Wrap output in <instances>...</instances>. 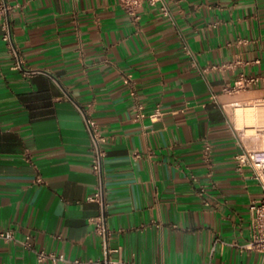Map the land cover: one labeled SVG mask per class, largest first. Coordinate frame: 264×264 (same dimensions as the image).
<instances>
[{"label": "crops", "instance_id": "obj_1", "mask_svg": "<svg viewBox=\"0 0 264 264\" xmlns=\"http://www.w3.org/2000/svg\"><path fill=\"white\" fill-rule=\"evenodd\" d=\"M12 3L14 41L35 74L12 70L0 29V231L34 240L0 241V264L104 259L88 222L100 209L86 202L96 178L79 109L108 138L113 260L261 264L241 247L264 183L238 171L237 156L264 149V0H164L170 17L145 3L137 23L120 0ZM242 74L258 80L224 93ZM40 251L65 260L39 262Z\"/></svg>", "mask_w": 264, "mask_h": 264}, {"label": "built area", "instance_id": "obj_2", "mask_svg": "<svg viewBox=\"0 0 264 264\" xmlns=\"http://www.w3.org/2000/svg\"><path fill=\"white\" fill-rule=\"evenodd\" d=\"M149 4L152 7L158 6L160 3H164V0H120L121 9L134 21L138 22L140 20V9L145 4ZM14 4L12 0H0V29L3 31V41L13 58L14 64L12 70L19 71L25 76H32L35 72L27 71L25 68V62L21 56L19 47L16 45L13 37V25H12V15L14 12ZM161 14L166 17H170V11L166 4H162ZM247 42V41H241ZM185 49L190 53L187 47ZM225 66L213 67V69H223ZM207 71V70H206ZM257 78L248 77L245 75H240L238 79L234 82L232 86H227L224 88V93L226 94H236L240 93L254 83L257 82ZM80 113L85 119L86 128L89 132L91 144L90 151L92 153L91 168L92 173L96 178L95 190L92 194L86 197L87 203H95L100 209V213L97 216L89 218L88 222L93 227L94 232L101 238L104 259L102 261L93 264H121L120 260H113L111 258L112 254H119L121 248H111L110 240L114 232L108 226V214L107 209L109 204L106 199L105 194V172H104V162L107 158V150L105 149V144L108 138L103 135L95 121L90 119L87 112L83 109H79ZM143 107L138 104L136 107V119H142L144 116L142 114ZM162 116V112L159 108L150 116L151 119L157 120ZM212 147L209 143L204 146L203 156L205 160L211 162ZM237 167L238 171H242L245 167H250L252 169L253 177L264 183V149H251L237 156ZM39 183H42L41 178L38 179ZM206 190L202 189L199 193L203 197ZM206 205H209L205 201ZM250 212L252 216L251 223V234L250 241L247 245L242 246V250L253 251L262 256V263L264 264V195L262 198L254 200L250 206ZM34 238L29 235L23 240L17 239L15 232L13 230L0 231V241L3 242H14L19 243L27 249H33ZM37 259L39 262L50 260L53 263L58 261H64L63 256H57L55 254H48L46 252L40 251L36 252Z\"/></svg>", "mask_w": 264, "mask_h": 264}, {"label": "bare ground", "instance_id": "obj_3", "mask_svg": "<svg viewBox=\"0 0 264 264\" xmlns=\"http://www.w3.org/2000/svg\"><path fill=\"white\" fill-rule=\"evenodd\" d=\"M249 111H250V110L246 111L248 115L250 114ZM242 112H244V111H242ZM249 116H251V114H250Z\"/></svg>", "mask_w": 264, "mask_h": 264}]
</instances>
